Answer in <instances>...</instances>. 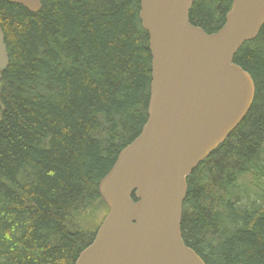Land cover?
Segmentation results:
<instances>
[{
  "label": "trees",
  "instance_id": "obj_1",
  "mask_svg": "<svg viewBox=\"0 0 264 264\" xmlns=\"http://www.w3.org/2000/svg\"><path fill=\"white\" fill-rule=\"evenodd\" d=\"M41 3L0 0V264H75L109 210L100 180L148 119L141 0ZM232 4L195 0L190 21L215 32ZM235 62L255 100L188 176L182 232L207 264H264V26Z\"/></svg>",
  "mask_w": 264,
  "mask_h": 264
},
{
  "label": "water",
  "instance_id": "obj_2",
  "mask_svg": "<svg viewBox=\"0 0 264 264\" xmlns=\"http://www.w3.org/2000/svg\"><path fill=\"white\" fill-rule=\"evenodd\" d=\"M194 2L141 0L152 54L148 119L100 180L109 211L75 264H207L183 238L187 178L253 105L255 80L234 57L264 26V0H234L213 33L191 23ZM5 40L0 26V81L10 63Z\"/></svg>",
  "mask_w": 264,
  "mask_h": 264
},
{
  "label": "rangeland",
  "instance_id": "obj_3",
  "mask_svg": "<svg viewBox=\"0 0 264 264\" xmlns=\"http://www.w3.org/2000/svg\"><path fill=\"white\" fill-rule=\"evenodd\" d=\"M108 211H109V210H108ZM107 213H108V212H107ZM107 213H106V215H107ZM106 215H105V216H106ZM104 218H105V217H104ZM101 223H102V222H101ZM99 225H100V224H99Z\"/></svg>",
  "mask_w": 264,
  "mask_h": 264
}]
</instances>
